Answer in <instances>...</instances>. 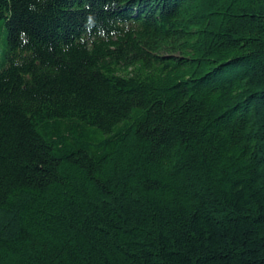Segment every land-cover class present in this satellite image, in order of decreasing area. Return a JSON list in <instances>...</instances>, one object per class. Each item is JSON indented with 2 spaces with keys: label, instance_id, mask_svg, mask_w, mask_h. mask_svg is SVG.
Returning <instances> with one entry per match:
<instances>
[{
  "label": "trees",
  "instance_id": "1",
  "mask_svg": "<svg viewBox=\"0 0 264 264\" xmlns=\"http://www.w3.org/2000/svg\"><path fill=\"white\" fill-rule=\"evenodd\" d=\"M0 264H264V0H0Z\"/></svg>",
  "mask_w": 264,
  "mask_h": 264
},
{
  "label": "rangeland",
  "instance_id": "2",
  "mask_svg": "<svg viewBox=\"0 0 264 264\" xmlns=\"http://www.w3.org/2000/svg\"><path fill=\"white\" fill-rule=\"evenodd\" d=\"M0 36H1L3 39H5V38H6V31H5V30L1 31Z\"/></svg>",
  "mask_w": 264,
  "mask_h": 264
}]
</instances>
